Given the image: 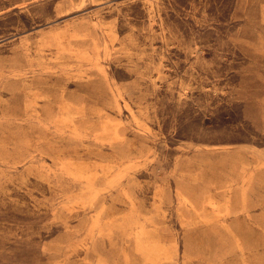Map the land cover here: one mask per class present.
<instances>
[{"label":"rangeland","instance_id":"rangeland-1","mask_svg":"<svg viewBox=\"0 0 264 264\" xmlns=\"http://www.w3.org/2000/svg\"><path fill=\"white\" fill-rule=\"evenodd\" d=\"M0 264H264V0H0Z\"/></svg>","mask_w":264,"mask_h":264}]
</instances>
